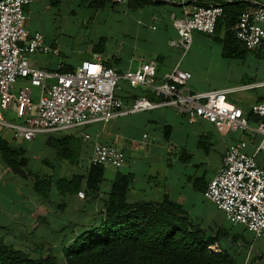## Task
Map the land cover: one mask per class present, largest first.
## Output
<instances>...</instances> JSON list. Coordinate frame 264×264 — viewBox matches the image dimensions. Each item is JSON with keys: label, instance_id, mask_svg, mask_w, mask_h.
I'll return each mask as SVG.
<instances>
[{"label": "crops", "instance_id": "obj_1", "mask_svg": "<svg viewBox=\"0 0 264 264\" xmlns=\"http://www.w3.org/2000/svg\"><path fill=\"white\" fill-rule=\"evenodd\" d=\"M37 1L52 5L49 0H34L25 8L26 18ZM83 1L92 10V15H98L102 30L98 35L90 36L80 51L79 61L69 64L61 59L60 52L58 56L49 55L44 62L34 55L29 59L32 67L46 70L64 66L77 68L82 61L99 55L105 66L120 73L135 70L145 62H154L156 78L162 81L167 73L179 66L192 75L186 86L190 92L234 89L227 95L228 100L248 114L251 127L245 132L224 135L213 123L190 119L172 106L160 105L151 110L121 115L106 124L92 123L63 131L76 130L66 135L82 140V165L91 164L93 145L101 143L116 146L124 152L123 167H104L100 189L90 196L86 194L87 173L83 168L56 157L45 158L42 163L49 170L37 172L51 177L49 199H44L34 191L35 180L28 178L26 171L24 176L14 175L0 155V190L4 193V197L0 195V215L5 220L11 214H18L16 229L25 230V225L31 221L37 222L36 225H50L61 244L69 223L88 224L93 215L105 209L115 179L121 172L132 178L127 193L129 203L168 198L183 207L194 225L211 237H218L210 247L214 253L226 252L234 264H264V233L256 236L246 226L231 223L205 196L208 183L221 168L224 155L233 143L246 142V153L254 156L257 164L264 168V148H260L262 135L254 130L258 119L249 114L254 104L264 102V42L256 50L246 49L243 57H226L222 42L216 40L217 37L223 40L224 31L213 35L194 32L192 46L184 51L172 24L173 17L182 18L192 4L244 1L248 3V10L264 5V0H152L143 7L136 6V2L131 4L130 0L121 4L108 0L99 9L91 8L94 0ZM29 25L26 23L28 30L35 32ZM101 43L104 44L102 51L96 52L95 47ZM237 67L242 70L240 75L234 72ZM212 72H218L215 75L220 77L219 81ZM202 79L205 82L202 83ZM21 85L19 83L16 87ZM120 85L117 95L123 101L124 109L131 107L141 96L153 103L161 101L153 90L133 86L125 80ZM86 135L90 139H86ZM61 167H64L63 172ZM75 174L84 176L79 190L85 193L83 199L78 193L63 194L57 189L62 177Z\"/></svg>", "mask_w": 264, "mask_h": 264}, {"label": "built area", "instance_id": "obj_2", "mask_svg": "<svg viewBox=\"0 0 264 264\" xmlns=\"http://www.w3.org/2000/svg\"><path fill=\"white\" fill-rule=\"evenodd\" d=\"M33 1L0 0V127L13 131L15 137L31 140L39 134L92 123L106 124L121 115L160 105L172 106L190 119L213 123L224 135L250 129L248 114L228 100L227 95L234 89L190 92L186 86L192 75L179 66L162 81L156 78L154 62L120 73L105 66L99 55L82 61L75 70L66 73L59 71L61 67L53 70L32 67L31 56L59 55L58 49L50 46L42 33L30 32L26 26L25 8ZM112 1L121 4L126 0ZM223 15L222 4L208 3L192 4L182 18L173 17L172 24L184 51L192 46L194 32L213 35ZM234 31L246 49H258L264 42V5L246 10ZM122 80L155 91L161 101L153 103L141 96L124 109L117 95ZM19 83L22 85L16 87ZM33 88L39 89L37 96ZM4 113L14 114L21 123L7 121ZM249 114L258 119L254 130L262 135L260 148H264V102L254 104ZM246 147V142L228 147L221 168L207 185L205 196L231 223L242 224L261 236L264 233V168L246 153ZM124 163L125 154L116 146L93 145V166L120 169ZM78 196L83 199L85 193L80 191Z\"/></svg>", "mask_w": 264, "mask_h": 264}, {"label": "trees", "instance_id": "obj_3", "mask_svg": "<svg viewBox=\"0 0 264 264\" xmlns=\"http://www.w3.org/2000/svg\"><path fill=\"white\" fill-rule=\"evenodd\" d=\"M49 1L52 5L61 2ZM107 2L94 0L90 6L99 9ZM132 2L143 7L153 1L130 0ZM222 6L224 15L219 19L215 32L224 31V38L220 40L217 37L216 40L222 42L226 57H243L247 50L236 38L234 28L247 10L248 3L234 1ZM103 47L101 43L95 51L101 52ZM73 70L75 68L64 66L59 71L66 73ZM47 146L55 150L57 160L68 161L85 170L86 194L92 196L98 193L104 167L82 165V140L72 135L49 137ZM0 155L16 176H24L26 171L27 176L36 182L34 191L38 196L49 199L51 177L29 170L30 160L24 148L0 136ZM83 178L81 174L62 177L57 189L63 194H77ZM131 181V175L119 172L105 209L93 215L88 224L69 223L56 254L34 257L0 236V264H234L226 252L214 253L210 249L218 237H211L194 225L178 203L168 198L129 203L127 193Z\"/></svg>", "mask_w": 264, "mask_h": 264}, {"label": "rangeland", "instance_id": "obj_4", "mask_svg": "<svg viewBox=\"0 0 264 264\" xmlns=\"http://www.w3.org/2000/svg\"><path fill=\"white\" fill-rule=\"evenodd\" d=\"M45 3L44 1L35 2V4L31 6L32 8L27 18L25 16V23L30 24L29 26L34 30L42 33L48 43L51 45L53 44V47L58 49L62 56L61 59L67 60L69 64L74 65L81 58L80 51H82V48L87 44L90 36L94 37V35H98L102 30V27L99 25L100 19L98 15H92V10H89L90 8L85 5L87 3L83 0H61L58 5ZM35 57H38L41 62H44L48 60L50 56L35 55ZM234 72L240 75L242 70L237 67L234 69ZM216 73L218 72H212V76L219 81L220 77L217 78L215 75ZM216 80L209 79V81L212 82ZM203 82H205L204 79H202V83ZM33 90L37 96L39 94V89L33 88ZM4 116L6 120L11 123H21L19 118L14 114L8 115L4 113ZM75 131L76 130L39 134L31 140H24L15 137L13 131L3 130L0 127V134L6 140L26 150L30 160L29 170L33 173H37L41 170H43V172L49 170L42 161L45 158L54 159L55 157V150L47 146L48 138L61 137L69 132ZM63 171L64 167H61V172ZM0 195L4 197L3 190H0ZM10 207H12V204ZM37 215L38 214L35 213V216ZM17 217L18 214H11L4 220L0 215V236L4 237L8 243L24 249L34 257L41 254L48 255L57 253L60 242L59 239L56 238L55 232L51 229L50 225H45L44 223L36 225L37 222L31 221L25 225V230L21 228L16 229L14 227L17 225V221H15ZM53 224L54 226L56 225L55 221Z\"/></svg>", "mask_w": 264, "mask_h": 264}]
</instances>
